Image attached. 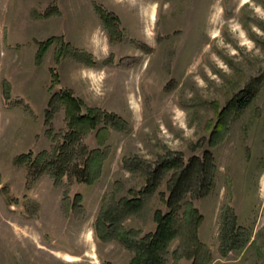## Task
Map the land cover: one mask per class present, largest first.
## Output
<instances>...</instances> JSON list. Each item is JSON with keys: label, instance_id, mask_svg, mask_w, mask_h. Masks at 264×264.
<instances>
[{"label": "rangeland", "instance_id": "obj_1", "mask_svg": "<svg viewBox=\"0 0 264 264\" xmlns=\"http://www.w3.org/2000/svg\"><path fill=\"white\" fill-rule=\"evenodd\" d=\"M205 151L164 264H264V0H0V264H129Z\"/></svg>", "mask_w": 264, "mask_h": 264}, {"label": "trees", "instance_id": "obj_2", "mask_svg": "<svg viewBox=\"0 0 264 264\" xmlns=\"http://www.w3.org/2000/svg\"><path fill=\"white\" fill-rule=\"evenodd\" d=\"M49 41L50 39L41 44L42 46L39 47L37 53L38 57L41 56ZM247 92L249 91L247 90ZM247 92H245L243 98L237 102L238 106H242L247 99ZM63 98L68 104L67 113L70 115V127L72 128V132L70 133L71 136L78 132L81 127L93 124L95 120L94 117L88 119V115H78V111L80 110L81 106V103L78 101V99L72 97L70 93L65 94ZM203 158L204 160L202 162L199 160H194L193 163L190 162L182 169L180 173H177L175 179L172 182L173 186H171L167 202L170 210L165 215L159 211L155 213L157 227L153 234H148L139 240H135L136 235L132 236V232L117 228L118 239L127 246L135 249L134 256L130 260L129 264H164L163 255L167 250L169 243L176 238L180 230L175 216L176 205L179 203L184 192H186V189L190 186V184L198 186L201 185L207 188V186L211 183V173L213 166L211 164L212 156L210 152L205 151ZM61 159L62 157L60 155L59 160ZM91 160L94 164H96L99 159L97 156H93ZM174 163L176 164L175 160L169 161V159L165 160L164 162L166 168H170V165ZM179 164L183 166L181 163ZM159 171L160 168L152 173L151 180H149L150 183L146 186L147 190L151 188L153 181L158 178ZM61 176V173L58 174L55 177V180L60 179ZM75 198L76 202L79 203L81 196L76 195ZM184 216L185 222L189 225L192 224V226L195 222V218H200L192 203H188L187 212H185ZM103 224L104 218L102 215H100L97 219V228L100 229ZM194 233L195 232H192L193 238L195 237ZM102 238L104 237L102 236Z\"/></svg>", "mask_w": 264, "mask_h": 264}]
</instances>
